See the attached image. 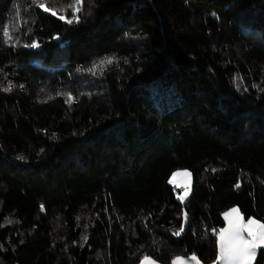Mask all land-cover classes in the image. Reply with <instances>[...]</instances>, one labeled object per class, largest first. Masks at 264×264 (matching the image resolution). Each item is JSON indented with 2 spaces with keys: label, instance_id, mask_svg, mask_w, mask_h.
<instances>
[{
  "label": "trees",
  "instance_id": "trees-1",
  "mask_svg": "<svg viewBox=\"0 0 264 264\" xmlns=\"http://www.w3.org/2000/svg\"><path fill=\"white\" fill-rule=\"evenodd\" d=\"M41 4L0 0V264H210L225 211L264 222V0Z\"/></svg>",
  "mask_w": 264,
  "mask_h": 264
},
{
  "label": "snow or ice",
  "instance_id": "snow-or-ice-1",
  "mask_svg": "<svg viewBox=\"0 0 264 264\" xmlns=\"http://www.w3.org/2000/svg\"><path fill=\"white\" fill-rule=\"evenodd\" d=\"M45 11H50L44 4H41ZM73 7V16L71 19H67V23L72 24L74 22H79V16L75 13L79 12L82 8V0H76L75 6ZM55 15L56 13L53 12ZM60 19L64 20L66 17L60 15ZM31 47H38V45L33 42ZM113 61L111 58H106L100 61L99 65H93V68L102 67L106 64H111ZM92 71V69H89ZM12 85L6 90H11ZM71 94H68V100H72ZM23 159V157H19ZM190 173L187 170L182 172L173 173V176H183L190 177ZM172 182V181H170ZM239 185H237L238 187ZM183 187L185 188V195H187L190 190V181L186 180ZM185 196H181L180 199L183 200ZM224 217L227 220V227L220 229L217 232L218 236V255L213 264H255L257 260L258 251L264 248V223L255 218L249 217L247 220L244 219L243 214L240 212L239 208H231L228 212L224 213ZM11 223V221H9ZM180 231H183L181 228ZM180 231L176 234L179 235ZM216 231V230H214ZM87 239V237H85ZM192 259H196L193 255ZM141 264H157L149 256L143 257ZM172 264H185L183 258L176 257ZM199 264V261H197Z\"/></svg>",
  "mask_w": 264,
  "mask_h": 264
},
{
  "label": "rangeland",
  "instance_id": "rangeland-1",
  "mask_svg": "<svg viewBox=\"0 0 264 264\" xmlns=\"http://www.w3.org/2000/svg\"><path fill=\"white\" fill-rule=\"evenodd\" d=\"M33 3L38 2V3H42L44 4L47 8L51 9L52 11H62V10H66L69 8L70 5H73V2H71L70 4H62L56 0H31ZM30 6L28 5H24L22 3H18V5L16 6L15 11L12 13V16L10 18L9 24H7L8 31H7V39L9 42H12L13 37H14V33L18 30V29H23L26 36H28V39L24 42V43H29L30 42V35H31V27L27 28L26 27V19L27 17H22L24 12H28V8ZM235 82L238 84H241L242 79L239 76H235ZM184 170H187L190 174L191 172L188 169H178L175 170L173 173H177V172H182ZM173 173L171 174L170 178H169V183L173 186L176 196L179 200L181 196H185V198L181 201H185L188 199L189 195L191 194V189H192V174L190 175V177H183V176H173ZM188 180L190 181V190L188 191L187 195H185V188L183 187L185 181ZM172 181V182H170ZM235 208H238L236 206H234ZM231 207V208H234ZM230 208V209H231ZM230 209H228L227 211H225L224 213L228 212ZM254 218V217H252ZM245 220H247L248 218H244ZM257 219V218H255ZM225 227H227V220L225 219ZM259 220V219H257ZM261 221V220H260ZM262 223H264L263 221H261ZM222 229V228H221ZM217 242H218V236H217ZM150 257V256H149ZM177 257H181L183 258L185 264H197V261H199V264H203L196 256V259H192L193 255L190 256H177ZM152 258V257H151ZM176 258V257H175ZM174 258V259H175ZM143 258L139 259L135 264H141V260ZM153 260H155L154 258H152ZM172 259L169 263H162L159 262L157 260H155L157 262V264H172V261L174 260ZM210 264H213L210 263ZM217 264H220V262H217Z\"/></svg>",
  "mask_w": 264,
  "mask_h": 264
}]
</instances>
